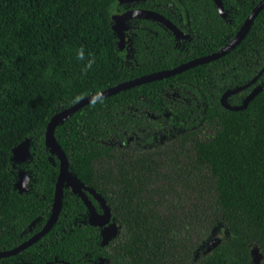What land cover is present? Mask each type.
Returning a JSON list of instances; mask_svg holds the SVG:
<instances>
[{
	"label": "trees",
	"instance_id": "1",
	"mask_svg": "<svg viewBox=\"0 0 264 264\" xmlns=\"http://www.w3.org/2000/svg\"><path fill=\"white\" fill-rule=\"evenodd\" d=\"M257 1L222 0L220 15L214 0H0V250L36 232L51 211L58 159L44 132L52 114L119 81L217 50ZM130 6L162 13L185 35L178 40L158 21L133 17L129 45L119 49L111 15ZM263 84L264 7L226 54L93 100L59 121L54 136L69 169L104 197L118 231L102 244L82 199L64 185L53 226L0 264H97L101 257L103 264H171L178 249L197 254L186 217L155 199L148 175L150 157L171 141L190 142V164L209 183L208 219L224 229L198 264H264V86L242 108L220 103L226 89L240 87L227 97L235 105ZM26 137L28 158L11 160V148ZM19 169L28 176L21 192Z\"/></svg>",
	"mask_w": 264,
	"mask_h": 264
},
{
	"label": "water",
	"instance_id": "2",
	"mask_svg": "<svg viewBox=\"0 0 264 264\" xmlns=\"http://www.w3.org/2000/svg\"><path fill=\"white\" fill-rule=\"evenodd\" d=\"M138 0H118L119 3L125 4H132L137 2ZM214 3L217 7L218 13L220 15H224V6L222 0H214ZM264 7V0H258L256 4L250 9L246 17L243 19L241 25L237 29V31L233 34V36L220 48L210 53H206L203 55H199L193 58H190L186 61L180 62L172 67L162 68L155 71H150L138 76H135L130 79L122 80L117 82L114 85H110L100 91L89 93L80 97L71 105L56 111L54 114L51 115L49 120L46 123L45 132H44V141L46 145L49 147L52 153L56 154L58 159V172L56 175V180L54 183V194H53V203L51 207V211L49 216L43 223V225L32 235H30L25 240L21 241L20 243L16 244L13 247L7 249L0 250V257L13 255L20 251L21 249L29 246L37 239H39L42 235H44L55 223L60 209L62 205V198H63V188L64 185L71 190L73 193L78 195L85 206L88 209V216L87 221L92 224L101 227V243L106 244L108 240L115 236L118 231V224L114 220L111 219V212L108 204L106 203L104 197L96 191L92 186L85 184L80 178L74 174L68 167V160L66 154L60 144L57 142L54 136V127L55 125L65 119L66 117L70 116L74 111L79 109L80 107L84 106L85 104L108 96L110 94L116 93L120 90L129 88L134 85H138L140 83L160 79L163 77H167L169 75H173L179 73L187 68L195 66L197 64H201L217 57H220L231 49H233L241 39L246 35L248 32L251 23L258 12ZM112 17V29L115 34L118 36L117 44L119 49H123L125 43L129 45V36L126 33V30L129 28V19L133 17H144L149 18L155 21H158L162 25H164L178 40L181 39L185 32L180 29L172 20L168 17L163 15L162 13L148 8L142 7H128L120 12H115L111 15ZM264 86L261 87H254L249 91V93L244 97L240 104H229L227 101V97L229 94L237 91L240 87H235L231 89H226L222 92L220 96V103L229 109H238L244 107L248 101L253 97V95ZM29 145H30V138L26 137L16 145L11 148V160L14 161H25L30 152H29ZM28 180V176L23 169H19L17 171V180L15 182V187L18 191H24L27 189L26 183ZM90 194L100 205L101 211H98L90 197ZM218 240V239H216ZM256 254V250H254ZM259 255H256L255 260L257 261ZM104 257H101L97 264H103ZM16 264H33V263H16Z\"/></svg>",
	"mask_w": 264,
	"mask_h": 264
},
{
	"label": "rangeland",
	"instance_id": "3",
	"mask_svg": "<svg viewBox=\"0 0 264 264\" xmlns=\"http://www.w3.org/2000/svg\"><path fill=\"white\" fill-rule=\"evenodd\" d=\"M157 148L150 157L152 162L148 161L151 164L148 175L156 190L155 199L165 201L164 204L170 203L175 215L186 217L183 221L187 227L188 240L197 251V254L194 251L184 253L183 249H178L168 261L171 264H198L209 241L214 237L221 238L224 234L222 227L215 230L208 219L207 207L212 200L208 191L209 183L201 177V172L195 173L190 164L193 152L189 141H171ZM109 164L114 165L113 161Z\"/></svg>",
	"mask_w": 264,
	"mask_h": 264
},
{
	"label": "clouds",
	"instance_id": "4",
	"mask_svg": "<svg viewBox=\"0 0 264 264\" xmlns=\"http://www.w3.org/2000/svg\"><path fill=\"white\" fill-rule=\"evenodd\" d=\"M77 57L80 58V59L84 58V50H83V48H80V49L77 50ZM92 63H93V60L91 58H89L87 60L86 64L84 65V69H82V71L87 69V68H89V67H91Z\"/></svg>",
	"mask_w": 264,
	"mask_h": 264
},
{
	"label": "flooded vegetation",
	"instance_id": "5",
	"mask_svg": "<svg viewBox=\"0 0 264 264\" xmlns=\"http://www.w3.org/2000/svg\"><path fill=\"white\" fill-rule=\"evenodd\" d=\"M130 7H131V6H130ZM127 30H128V29H127ZM127 30H126V33H127ZM126 45H127V43H125V45H124V46H125V47H124L125 49H127ZM98 211H99V210H98ZM110 220H113V219H110ZM100 229H101V227H100Z\"/></svg>",
	"mask_w": 264,
	"mask_h": 264
}]
</instances>
